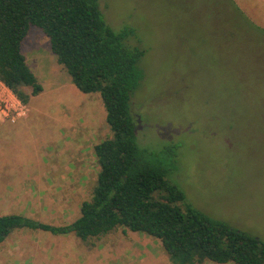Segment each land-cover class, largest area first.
Here are the masks:
<instances>
[{
    "label": "rangeland",
    "instance_id": "obj_1",
    "mask_svg": "<svg viewBox=\"0 0 264 264\" xmlns=\"http://www.w3.org/2000/svg\"><path fill=\"white\" fill-rule=\"evenodd\" d=\"M97 2L144 51L131 97L138 147L203 216L264 241V0ZM22 53L43 90L24 123L0 127V215L70 224L96 185L106 112L98 93L71 83L41 29L30 27ZM0 264L171 263L159 241L117 229L85 243L17 230Z\"/></svg>",
    "mask_w": 264,
    "mask_h": 264
},
{
    "label": "trees",
    "instance_id": "obj_2",
    "mask_svg": "<svg viewBox=\"0 0 264 264\" xmlns=\"http://www.w3.org/2000/svg\"><path fill=\"white\" fill-rule=\"evenodd\" d=\"M31 26L48 38L75 88L99 94L112 135L93 148L96 185L73 222L0 215V244L17 230L85 243L122 229L159 241L171 264H264V241L203 216L166 180L161 160L138 147L131 97L142 80L144 51L126 45L133 29L109 27L97 0H0V82L25 106L43 90L22 53Z\"/></svg>",
    "mask_w": 264,
    "mask_h": 264
},
{
    "label": "built area",
    "instance_id": "obj_3",
    "mask_svg": "<svg viewBox=\"0 0 264 264\" xmlns=\"http://www.w3.org/2000/svg\"><path fill=\"white\" fill-rule=\"evenodd\" d=\"M12 96H11V95ZM27 106L23 105L1 82H0V116L11 123L27 115Z\"/></svg>",
    "mask_w": 264,
    "mask_h": 264
},
{
    "label": "crops",
    "instance_id": "obj_4",
    "mask_svg": "<svg viewBox=\"0 0 264 264\" xmlns=\"http://www.w3.org/2000/svg\"><path fill=\"white\" fill-rule=\"evenodd\" d=\"M11 95V94H10ZM12 96V95H11ZM25 117L24 118H21L19 119L17 122L15 123H11L9 122L7 119H5L4 117L0 116V127L1 126H4V125H7V124H10V125H17L18 123H24L25 122ZM2 173H3V169L0 170V175L2 176ZM29 173V172H28ZM6 175H12V174H6ZM97 179V178H96ZM22 215V214H21Z\"/></svg>",
    "mask_w": 264,
    "mask_h": 264
}]
</instances>
